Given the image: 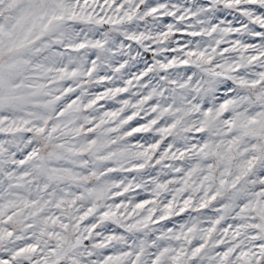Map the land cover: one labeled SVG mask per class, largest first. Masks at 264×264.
Masks as SVG:
<instances>
[{"label":"snow or ice","instance_id":"1","mask_svg":"<svg viewBox=\"0 0 264 264\" xmlns=\"http://www.w3.org/2000/svg\"><path fill=\"white\" fill-rule=\"evenodd\" d=\"M0 264H264V0H0Z\"/></svg>","mask_w":264,"mask_h":264}]
</instances>
